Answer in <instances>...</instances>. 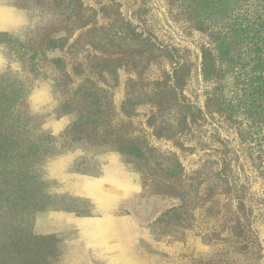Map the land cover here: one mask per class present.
Instances as JSON below:
<instances>
[{
  "label": "rangeland",
  "instance_id": "obj_1",
  "mask_svg": "<svg viewBox=\"0 0 264 264\" xmlns=\"http://www.w3.org/2000/svg\"><path fill=\"white\" fill-rule=\"evenodd\" d=\"M186 9L0 0L7 264H264V141L205 112Z\"/></svg>",
  "mask_w": 264,
  "mask_h": 264
},
{
  "label": "trees",
  "instance_id": "obj_2",
  "mask_svg": "<svg viewBox=\"0 0 264 264\" xmlns=\"http://www.w3.org/2000/svg\"><path fill=\"white\" fill-rule=\"evenodd\" d=\"M184 1L187 16L197 27L215 31L213 45L200 47V74L211 84L205 112L220 125H235L240 137H245L240 130L245 124L251 147L260 145L264 141V0ZM227 75L232 79L229 93L224 84ZM237 180L234 176L233 186L227 188L244 208ZM0 264H7L6 240L0 244Z\"/></svg>",
  "mask_w": 264,
  "mask_h": 264
}]
</instances>
